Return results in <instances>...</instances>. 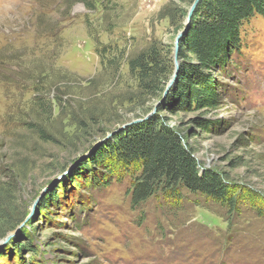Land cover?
I'll list each match as a JSON object with an SVG mask.
<instances>
[{
    "label": "rangeland",
    "instance_id": "1",
    "mask_svg": "<svg viewBox=\"0 0 264 264\" xmlns=\"http://www.w3.org/2000/svg\"><path fill=\"white\" fill-rule=\"evenodd\" d=\"M192 2L0 0V264H264V16L216 68L217 105L178 110L176 77L162 95ZM152 44L170 70L150 94L126 61ZM155 116L234 206L180 186L135 205L131 171L94 162L111 131Z\"/></svg>",
    "mask_w": 264,
    "mask_h": 264
},
{
    "label": "trees",
    "instance_id": "2",
    "mask_svg": "<svg viewBox=\"0 0 264 264\" xmlns=\"http://www.w3.org/2000/svg\"><path fill=\"white\" fill-rule=\"evenodd\" d=\"M257 14L264 16V0L198 2L177 48L181 63L172 96L178 110L217 105L214 72L217 67L229 65L233 53L240 48L242 23ZM161 51L152 44L126 61L138 87L150 94L162 90L170 70L169 61ZM103 149L94 152V162L107 170L111 169L110 165L118 164L131 171V201L135 205L157 192L176 196L179 186L229 207L236 203L219 174L211 169H199L180 134L156 116L114 134L105 144L109 161L104 160ZM105 180L101 176L95 181L102 185Z\"/></svg>",
    "mask_w": 264,
    "mask_h": 264
},
{
    "label": "water",
    "instance_id": "3",
    "mask_svg": "<svg viewBox=\"0 0 264 264\" xmlns=\"http://www.w3.org/2000/svg\"><path fill=\"white\" fill-rule=\"evenodd\" d=\"M199 1H200V0H193L192 4L190 5V7H189V9H188V12H187V16H186L185 22H184L182 28L180 29V31L178 32V34L176 35V37H175V39H174V43H173V53H174V56H175L176 53H177V48H178V44H179V41H180L181 37L187 32V30H188V28H189L190 18H191V16H192V13H193L194 10L196 9V6H197V4H198ZM177 71H178V65L176 64V65H175V68H174V71H173V73H172V75L170 76L169 80L167 81V83H166V85H165V87H164V91H163L162 98H165V96H166L168 90L170 89V86L172 85V83H173V81H174V79H175V77H176V75H177ZM135 122H137V120H136V121H133V122H130V123H126V124L120 125V126L117 127L116 129H114L113 131H111V132L107 135V137L114 135L116 132H118V131H120V130H123L124 128H126L127 126H129V125H131V124H133V123H135ZM80 158H82V156L78 157V159H76L75 162L69 166V168L72 167V166H73V165H74V164H75ZM52 184H53V183H51V185H52ZM9 237H10V235L7 236V237L5 238V240H6L7 238H9Z\"/></svg>",
    "mask_w": 264,
    "mask_h": 264
}]
</instances>
